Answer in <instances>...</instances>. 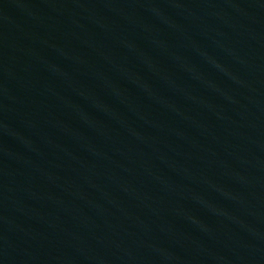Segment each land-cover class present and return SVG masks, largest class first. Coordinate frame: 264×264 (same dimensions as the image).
<instances>
[{
	"label": "water",
	"instance_id": "95a60500",
	"mask_svg": "<svg viewBox=\"0 0 264 264\" xmlns=\"http://www.w3.org/2000/svg\"><path fill=\"white\" fill-rule=\"evenodd\" d=\"M0 264H264V0H0Z\"/></svg>",
	"mask_w": 264,
	"mask_h": 264
}]
</instances>
